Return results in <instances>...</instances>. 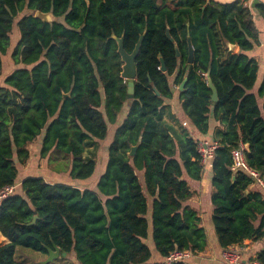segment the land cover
Returning a JSON list of instances; mask_svg holds the SVG:
<instances>
[{
    "label": "trees",
    "instance_id": "obj_1",
    "mask_svg": "<svg viewBox=\"0 0 264 264\" xmlns=\"http://www.w3.org/2000/svg\"><path fill=\"white\" fill-rule=\"evenodd\" d=\"M248 1L0 0V188L16 186L0 203V233L8 240L0 264H27L16 260L19 249L46 256L55 246L70 264H151L150 235L163 259L173 251L201 253L207 236L186 205L192 193L185 177L198 181L205 167L219 248L264 237V197L250 177L230 168L231 152L243 144L246 165L264 183V70L257 84L260 67L251 53L260 32ZM254 9L264 23V3ZM37 11L53 21L35 18ZM142 34L129 100L112 36L123 37L131 53ZM170 78L201 136L210 113L223 128L205 166L197 141L162 120ZM41 134L40 157L68 183L46 181L42 172L20 180L18 165ZM108 139L106 153L98 151ZM97 159L104 171L89 183ZM257 261L264 264V252Z\"/></svg>",
    "mask_w": 264,
    "mask_h": 264
},
{
    "label": "crops",
    "instance_id": "obj_2",
    "mask_svg": "<svg viewBox=\"0 0 264 264\" xmlns=\"http://www.w3.org/2000/svg\"><path fill=\"white\" fill-rule=\"evenodd\" d=\"M214 1L219 3H231L236 0H214ZM256 3H264V0H250L246 4V6L247 9L250 11V14L252 15L251 20L253 22V25L255 26L256 30L260 32L259 46L255 47V49L251 53V56L258 62V65L260 67L259 78L257 81V84H259L262 76V72L264 70V48L262 47V42L264 41V23L261 21V18L259 17L257 11L254 9V5ZM168 82L172 88V97L168 100H165L164 102V113L162 118L164 123H166L169 126H172L179 134L189 135L197 142L200 140L213 141L214 133L217 132L218 130H222L223 128L214 121L212 113H210L208 117V123H209L208 134L205 136H201L181 108L178 88L173 84V79L170 78ZM261 104L262 102H260V105ZM126 113H127V109L125 108V110H123L119 114L118 124L122 122ZM42 139H43V134L38 136L32 143H30L27 146L30 154L29 160L23 165H18L20 180L26 177L40 175L39 172H42L46 181H51L53 183H68V181L66 182L64 179L61 178L66 175L55 172L54 169L49 168L47 166V159L40 157V147H41ZM108 141L109 139L103 142V145L100 146L101 148L99 147L98 151L100 152L107 151ZM36 171L39 172L36 173ZM97 177L98 176H95L94 177L95 179H93L92 181L96 180ZM211 177H212V173L207 167L203 169L201 179L198 181L191 180L185 177V180L189 184L192 193V196L186 202V205L196 211L200 219L199 225L204 229L207 236V244L205 250L201 253L193 255L192 258H190L187 261V263L189 264H226L221 259L222 250L218 246L217 238L212 225V217H211L212 206H211L210 197L213 189L211 186ZM89 181L90 180H88L87 182ZM251 188L257 189L264 197V189L257 188L253 185L251 186ZM147 203L149 209L147 216L150 217L152 198L147 197ZM7 243L8 240L4 238L0 233V246L5 245ZM145 243L152 251L151 258H153V262H151L150 260L151 264H161L163 262V258H161L154 249V244L152 242L151 235L146 240ZM243 245L245 246L244 252L242 253L241 260L238 264H258L257 256L259 255V253L264 252V237L258 241L246 240L243 243ZM18 251L16 255V260L30 264L27 260L22 259L18 256ZM65 257L64 258L59 257L56 260V262L67 264ZM39 258L40 260L36 261V264H40V262L44 260L46 256L41 255L39 256Z\"/></svg>",
    "mask_w": 264,
    "mask_h": 264
},
{
    "label": "built area",
    "instance_id": "obj_3",
    "mask_svg": "<svg viewBox=\"0 0 264 264\" xmlns=\"http://www.w3.org/2000/svg\"><path fill=\"white\" fill-rule=\"evenodd\" d=\"M264 48V41L262 42ZM218 148L216 141L200 140L197 142V152L200 155V162L203 166L207 164L209 160L214 157V152ZM245 147L240 144L239 147L231 152L232 165L231 170L233 172L242 171L253 181V186L264 189V183L262 182L259 174L250 169L244 159ZM16 186L8 185L0 188V203L6 198L13 195ZM244 245L239 248H229L221 251V259L226 264H238L241 260V255L244 252ZM194 254L190 251H173L166 258L163 259L161 264H173L176 262H187L192 258ZM259 264V263H258Z\"/></svg>",
    "mask_w": 264,
    "mask_h": 264
},
{
    "label": "water",
    "instance_id": "obj_4",
    "mask_svg": "<svg viewBox=\"0 0 264 264\" xmlns=\"http://www.w3.org/2000/svg\"><path fill=\"white\" fill-rule=\"evenodd\" d=\"M35 18L40 19L43 22H51L53 21V17L51 14L47 13H41L39 11L35 12L34 14ZM143 35L142 34L137 43L135 44V47L133 49V51L131 53H127L124 49H123V37L120 38H116L115 36H112V38L115 40L116 45H117V53L120 56V61L122 63L121 66V78H123L124 80L128 81V89H127V98L130 100L133 98V81L136 79V64H135V57L139 52L142 40H143ZM166 35L169 37L168 32H166ZM187 43H188V56H187V60H186V64L187 65H191L193 63V46L191 44L190 41V37H187ZM228 47L229 50L234 51L236 50V46L235 45H231V44H227L226 45ZM175 55L177 57H179V51L177 50V48H175ZM160 61V70L161 71H165V66L163 63L162 58L159 59ZM206 81L208 84L209 89L211 90V101L212 102H216L217 101V93H216V89L213 86L210 78L208 75H206ZM184 87V82L180 84L179 86V90H183ZM136 147H133L129 153V156H132L134 154ZM36 221V216L32 219V221L28 224V225H32L34 224ZM66 254L65 253H60L59 249L55 246L52 250L48 249L47 250V255L46 258L44 260H42L40 262V264H50L53 263L54 261H56L59 257H65Z\"/></svg>",
    "mask_w": 264,
    "mask_h": 264
},
{
    "label": "rangeland",
    "instance_id": "obj_5",
    "mask_svg": "<svg viewBox=\"0 0 264 264\" xmlns=\"http://www.w3.org/2000/svg\"><path fill=\"white\" fill-rule=\"evenodd\" d=\"M15 34H16V32L15 33H13V35H12V45L14 44V42H15V39H16V36H15ZM11 67V65L9 64L8 65V63H6L5 64V68L7 69V68H10ZM126 106H124V108H125ZM98 145H100V146H102L103 145V143H99ZM105 153H106V151H105ZM104 153V154H105ZM102 158H104V155L102 156ZM64 161V159H62L61 157H60V159H58V161L56 162V164H58L59 162H63ZM104 160L103 159H99L98 160V163H97V165H96V173H95V175L94 176H98V175H100L103 171H104ZM37 172H39V171H36V173ZM92 179H93V176H92ZM92 180L90 179V181L89 182H91ZM26 251V252H25ZM152 252V251H151ZM18 256L20 257V258H22V259H25V260H27L30 264H36V261H38V260H40V258H39V256H41V254L40 253H36V252H33V251H30V250H27V249H19V251H18ZM151 262H153V258H151ZM66 263L67 264H70L68 261H66Z\"/></svg>",
    "mask_w": 264,
    "mask_h": 264
}]
</instances>
